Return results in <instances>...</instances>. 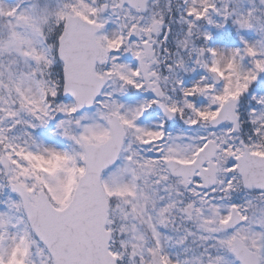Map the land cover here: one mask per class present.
I'll use <instances>...</instances> for the list:
<instances>
[{
    "label": "snow or ice",
    "instance_id": "obj_1",
    "mask_svg": "<svg viewBox=\"0 0 264 264\" xmlns=\"http://www.w3.org/2000/svg\"><path fill=\"white\" fill-rule=\"evenodd\" d=\"M0 264H264V0H0Z\"/></svg>",
    "mask_w": 264,
    "mask_h": 264
}]
</instances>
